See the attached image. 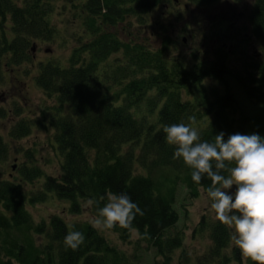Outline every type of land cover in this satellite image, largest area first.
<instances>
[{
    "label": "trees",
    "instance_id": "1",
    "mask_svg": "<svg viewBox=\"0 0 264 264\" xmlns=\"http://www.w3.org/2000/svg\"><path fill=\"white\" fill-rule=\"evenodd\" d=\"M173 1L0 0V88L5 81L12 84L10 77L29 82L25 76L34 80L46 103L42 119L40 113L13 119L9 135L16 140L36 128L51 131V147L61 157L60 171L46 174L35 163L37 148H20L17 155L25 154V160L17 164L18 181L0 176V264H141L148 253H153L151 264H255L242 260L230 230L214 212L190 226L185 206L207 193L211 181H192L191 169L173 159L174 146L167 144L163 128L191 123L209 142L221 131L225 140L235 133L264 137V0H255L247 14L262 53L242 50L235 62L230 54L239 48L233 46L217 48L210 58L205 47V57L198 51L168 57L176 41L164 19L156 23L161 32L153 30L160 47L147 45L141 28L157 7L169 8ZM189 2L208 8L222 0ZM67 12L80 24L68 36L77 46L66 66L54 57L37 62L34 44L57 42L62 28L53 19ZM227 21L217 19L229 35ZM4 72L10 73L8 79ZM19 94L16 89L8 98L11 109L3 101L0 114H21L30 98ZM9 154L10 145L0 134V162H7ZM121 192L145 213L136 216L131 229L98 231L81 219L85 210L97 216L107 196ZM87 200L92 205L84 206ZM50 203H63L62 212L38 219L31 211ZM72 231L85 237L76 251L64 246Z\"/></svg>",
    "mask_w": 264,
    "mask_h": 264
},
{
    "label": "rangeland",
    "instance_id": "2",
    "mask_svg": "<svg viewBox=\"0 0 264 264\" xmlns=\"http://www.w3.org/2000/svg\"><path fill=\"white\" fill-rule=\"evenodd\" d=\"M254 1L255 0H241L240 2H237V4H233L228 0H222V2L208 8H200L198 6L191 5L189 0H178V2L174 0L172 4H170L169 8L166 6H160V8L157 7L155 12L151 13L149 22L143 26L144 28H141V38H143V40L146 41V44L151 48H159L161 40L158 39L157 36H154L153 30L156 31V34L161 32V29H159V26H156V23L163 21L164 19L166 20L165 23H167L168 32L171 34L174 42L176 41L175 44L171 45L167 55L168 57L189 56L196 51H198V54L202 53V57H205L207 55V53H204L205 50L203 48L205 47L206 50H208L207 57L210 58L213 57L215 50L222 46L226 47L228 50H230V47L232 46V50L239 48L238 54H230L231 59L234 62L236 57L239 58V52L242 50L248 51V54L250 55L254 54L258 56L262 53V48L259 46V41L251 35L250 25L247 20V14L249 15L251 9L253 8ZM58 2L61 4L62 1ZM186 4H189V6H186ZM58 10L61 12L62 8L60 7ZM72 14V12H67V14L56 13L55 18L54 15L52 16V19L54 18L53 23L62 28V34L59 38L63 40L61 41L58 39L57 42L35 43L36 52L38 50L37 62L40 60L50 61L51 57H54L52 59H57L61 62L62 66H66L67 58L70 57L71 51L77 46L76 42L73 41L72 38L68 41V36L73 32V29H76L75 26L80 24L79 21L77 23L78 18L76 20V17L72 16ZM217 19L220 21L222 19L224 21L228 20L227 22L230 25L229 35H226L223 31H221L220 27H218L220 25L217 22ZM65 21L66 24L64 25L63 23H65ZM135 25L139 26L138 23ZM184 27H186V30ZM135 29L136 28L133 29V32H136ZM182 37L187 38V42H184ZM230 37L232 38L230 39ZM4 75L5 78L8 79L10 73L5 74L4 72ZM12 76H17V73L14 72ZM24 79L29 81L27 82L28 96L30 98L29 105L22 107L23 110L20 115L11 113L10 115L3 116L0 114V134L10 145V154L7 162H0V176L4 179L14 181H18V178H20V173L15 172L12 168L16 164L14 158L20 156V154L17 155L20 148H24V150H34V148H37V151L35 152V163L42 168L46 174H57L60 171L61 162L60 155V159H57L54 154V149L51 147V143L53 142V132L49 131L46 133L41 128H36L28 137L16 140H12L9 135L10 122L13 119L16 120L22 117L34 118L38 117V113H40V119H42L41 111L45 110L46 103L43 93L39 91L40 89L35 84L34 80L31 81L25 76ZM3 87L4 89L1 85L0 88V109L3 107V101L5 102L4 105L8 106V104H10L9 107L11 109L13 101H7V97L11 98L14 94V90L9 87L6 81L4 82ZM16 98H19L18 95ZM35 106H39V111ZM44 122L46 125L51 127L47 124L49 123L48 119ZM24 160L25 154L20 157L19 163H22ZM11 173L13 174L12 176L10 175ZM37 184L38 182H35L34 184L28 182L29 187ZM231 190L235 191V185ZM201 196L202 197L199 200L197 199L192 204H187V206H185L191 215L189 217V221H191L190 226H192L195 222L202 220V217L206 214L209 216L211 213L209 207L210 201L207 200L206 193L203 192ZM63 206V203H60L57 207L50 203L49 206H39L35 209L31 208V211L39 219L42 215L45 216L49 212H62ZM179 209L182 210L185 215L186 209L182 207L181 203H179ZM211 214L215 216V214ZM80 217L83 220H90L92 215L90 212L85 210ZM74 218H78V216H73L70 219ZM184 224V221H182L180 226H183ZM188 230H191L190 227ZM205 241L206 244L209 243L207 239H205ZM193 244L199 246L201 243L200 240H195ZM152 260L153 253L145 254L144 261L141 262V264H151Z\"/></svg>",
    "mask_w": 264,
    "mask_h": 264
},
{
    "label": "clouds",
    "instance_id": "3",
    "mask_svg": "<svg viewBox=\"0 0 264 264\" xmlns=\"http://www.w3.org/2000/svg\"><path fill=\"white\" fill-rule=\"evenodd\" d=\"M194 119L191 117L190 121ZM163 132L167 144L174 146L173 159H182L191 169L192 181H211L206 193L210 210L230 230V239L242 260L264 264V137L235 133L225 140L221 131L214 141H202L191 123L166 125ZM234 185L235 191L230 192ZM92 203L87 200L84 206ZM138 214L145 213L127 193H111L89 223L98 231L117 226L131 229ZM84 240L83 233L72 231L64 237V246L76 251Z\"/></svg>",
    "mask_w": 264,
    "mask_h": 264
},
{
    "label": "flooded vegetation",
    "instance_id": "4",
    "mask_svg": "<svg viewBox=\"0 0 264 264\" xmlns=\"http://www.w3.org/2000/svg\"><path fill=\"white\" fill-rule=\"evenodd\" d=\"M33 50H34V53H35L36 52V45L33 48ZM37 52H38V50H37ZM10 80H12V84H8L9 87L12 88L14 90V92L16 91V89L20 90V94L19 95H20L21 99H23L25 101H28V96H27L28 95V91H26L27 88H28V83L25 82L24 80H22L20 77H16L15 79H12V77H10ZM14 81H16L18 85H16L14 83ZM8 98L9 97H7V99ZM14 159L17 161V164H19L20 156L19 157H15ZM16 170H17V165H16V168L14 169V171H16ZM10 175L12 176L13 174L11 173Z\"/></svg>",
    "mask_w": 264,
    "mask_h": 264
},
{
    "label": "water",
    "instance_id": "5",
    "mask_svg": "<svg viewBox=\"0 0 264 264\" xmlns=\"http://www.w3.org/2000/svg\"><path fill=\"white\" fill-rule=\"evenodd\" d=\"M14 168H16V165H14Z\"/></svg>",
    "mask_w": 264,
    "mask_h": 264
}]
</instances>
